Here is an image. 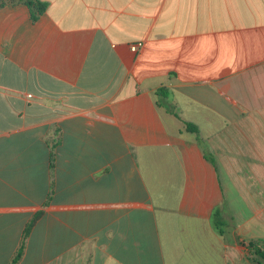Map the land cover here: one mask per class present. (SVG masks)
Listing matches in <instances>:
<instances>
[{
  "label": "crops",
  "instance_id": "1",
  "mask_svg": "<svg viewBox=\"0 0 264 264\" xmlns=\"http://www.w3.org/2000/svg\"><path fill=\"white\" fill-rule=\"evenodd\" d=\"M41 1L0 6V264L39 213L17 264H247L264 0Z\"/></svg>",
  "mask_w": 264,
  "mask_h": 264
},
{
  "label": "trees",
  "instance_id": "2",
  "mask_svg": "<svg viewBox=\"0 0 264 264\" xmlns=\"http://www.w3.org/2000/svg\"><path fill=\"white\" fill-rule=\"evenodd\" d=\"M4 1L5 0H0V6L4 3ZM22 1L30 10L31 19L34 22L39 18V16H41L45 12L47 7L46 3L42 2L41 0H22ZM155 96L157 97V103L159 105H162L163 102H165V100L167 99V94L165 93L164 89L158 90L155 93ZM185 125L188 131L192 133L197 132V129L194 125L190 123H185ZM40 216L41 213L35 215L33 219L30 221V223L27 225V227L25 228L23 232L22 242L9 264H17L18 261L20 260L24 249V241L28 236L32 226L40 218ZM219 217H220V211L219 210L214 211L212 223L216 231L221 235L223 233L224 224L221 222V220H218ZM247 248H248V257L253 258L252 261L255 264H264V239L249 241Z\"/></svg>",
  "mask_w": 264,
  "mask_h": 264
},
{
  "label": "rangeland",
  "instance_id": "3",
  "mask_svg": "<svg viewBox=\"0 0 264 264\" xmlns=\"http://www.w3.org/2000/svg\"><path fill=\"white\" fill-rule=\"evenodd\" d=\"M252 260H253V258L248 257L247 258V264H255Z\"/></svg>",
  "mask_w": 264,
  "mask_h": 264
},
{
  "label": "built area",
  "instance_id": "4",
  "mask_svg": "<svg viewBox=\"0 0 264 264\" xmlns=\"http://www.w3.org/2000/svg\"><path fill=\"white\" fill-rule=\"evenodd\" d=\"M136 48H137V46H133V48H132V49H133V50H135Z\"/></svg>",
  "mask_w": 264,
  "mask_h": 264
}]
</instances>
